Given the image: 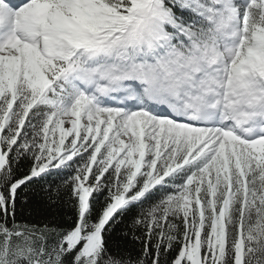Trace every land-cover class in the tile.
I'll return each mask as SVG.
<instances>
[{"label":"snow or ice","instance_id":"obj_1","mask_svg":"<svg viewBox=\"0 0 264 264\" xmlns=\"http://www.w3.org/2000/svg\"><path fill=\"white\" fill-rule=\"evenodd\" d=\"M58 176L74 222L17 224ZM5 187L0 264H264V0H0ZM133 207L135 261L107 241Z\"/></svg>","mask_w":264,"mask_h":264},{"label":"trees","instance_id":"obj_2","mask_svg":"<svg viewBox=\"0 0 264 264\" xmlns=\"http://www.w3.org/2000/svg\"><path fill=\"white\" fill-rule=\"evenodd\" d=\"M32 163L30 158L21 160L19 163L13 162V180L23 178L29 172ZM65 179L67 176H58L53 182V178L50 177L48 181L30 182L27 186L22 185L17 190L15 197V222L37 227L44 225L59 228L69 227L74 222L75 215L71 186L64 183ZM6 191V187L0 188V192ZM105 196L106 193L96 196L93 207L94 215L102 210ZM140 211L139 207H133L123 215L117 216L116 223L107 235L109 250L132 261L140 258L143 248L142 239H136V237L143 238V229L133 225V221ZM12 219V216L8 217L9 227L12 224ZM3 222L4 217L0 214V223ZM175 254V252H170L162 259L170 261Z\"/></svg>","mask_w":264,"mask_h":264}]
</instances>
